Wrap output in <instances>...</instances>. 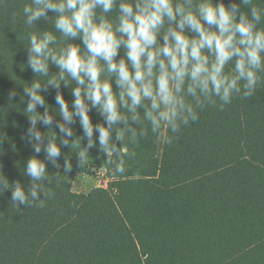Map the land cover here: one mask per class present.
I'll use <instances>...</instances> for the list:
<instances>
[{"label": "trees", "instance_id": "obj_1", "mask_svg": "<svg viewBox=\"0 0 264 264\" xmlns=\"http://www.w3.org/2000/svg\"><path fill=\"white\" fill-rule=\"evenodd\" d=\"M30 3L0 0V171L10 184L19 180L25 189L30 178L23 173L35 153L21 139L29 123L27 98L21 103L20 97L23 85L34 78L46 80L26 66L27 33L52 30L43 19L37 27H26L22 9ZM253 3L264 9V0ZM241 10L250 11L243 5ZM259 27L264 29V19ZM56 72L50 66L49 74ZM260 75L253 97H234L222 111L205 108L171 144L150 130L128 144L135 155L124 156L125 173L114 174L104 156L100 167L110 179L107 188L75 193V177L89 166L78 167L70 148H62L61 167L46 163L47 171L64 175V154L71 155L73 169L48 186L52 195L44 207L20 205L18 210L11 191L0 195V264H264V73ZM71 87L62 84L60 89L70 106ZM10 90L17 92L12 101ZM42 95L50 114L61 119L54 111L55 90ZM89 115L94 124L102 122L95 110ZM72 127L74 138L83 135L78 122ZM44 157L41 151L38 158Z\"/></svg>", "mask_w": 264, "mask_h": 264}, {"label": "clouds", "instance_id": "obj_2", "mask_svg": "<svg viewBox=\"0 0 264 264\" xmlns=\"http://www.w3.org/2000/svg\"><path fill=\"white\" fill-rule=\"evenodd\" d=\"M22 14L28 29L43 19L52 30L27 33L26 66L34 77L46 78L23 85L20 97L21 103L27 98L29 123L21 139L35 153L23 173L30 178L29 187L19 180L10 184L0 171V195L11 191L18 210L20 205L44 207L52 195L48 186L72 171L70 154L63 156L64 175L47 171L46 163L61 167L62 148H70L82 168L96 148L106 157L104 165L123 174L124 156L135 155L128 144L149 130L171 144L205 108L222 111L234 97H253L264 73V29L259 27L264 9L253 0L227 5L224 0H31ZM50 66L57 72L50 75ZM62 84L72 86L71 106L60 91ZM49 89L56 92L59 120L42 95ZM16 96L10 90L8 100ZM93 110L102 122H92ZM77 122L83 132L79 140L72 127ZM41 151L44 159L38 158Z\"/></svg>", "mask_w": 264, "mask_h": 264}, {"label": "rangeland", "instance_id": "obj_3", "mask_svg": "<svg viewBox=\"0 0 264 264\" xmlns=\"http://www.w3.org/2000/svg\"><path fill=\"white\" fill-rule=\"evenodd\" d=\"M87 165L88 172L79 173L73 182V191L79 194H87L95 188H107L110 179L107 176V171L100 167L104 160V155L100 153L89 152Z\"/></svg>", "mask_w": 264, "mask_h": 264}]
</instances>
